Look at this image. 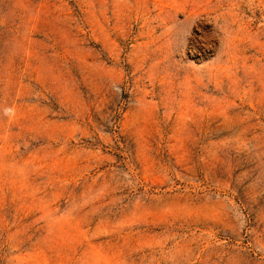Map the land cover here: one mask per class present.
Listing matches in <instances>:
<instances>
[{"label":"rangeland","instance_id":"374dc122","mask_svg":"<svg viewBox=\"0 0 264 264\" xmlns=\"http://www.w3.org/2000/svg\"><path fill=\"white\" fill-rule=\"evenodd\" d=\"M0 264H264V0H0Z\"/></svg>","mask_w":264,"mask_h":264},{"label":"clouds","instance_id":"9594fccd","mask_svg":"<svg viewBox=\"0 0 264 264\" xmlns=\"http://www.w3.org/2000/svg\"><path fill=\"white\" fill-rule=\"evenodd\" d=\"M4 111H5V113H10L11 109H5Z\"/></svg>","mask_w":264,"mask_h":264}]
</instances>
